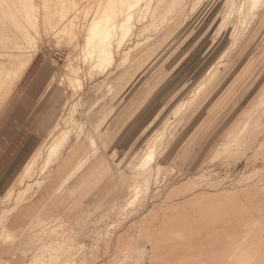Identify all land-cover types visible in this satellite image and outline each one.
I'll return each mask as SVG.
<instances>
[{
    "label": "rangeland",
    "instance_id": "374dc122",
    "mask_svg": "<svg viewBox=\"0 0 264 264\" xmlns=\"http://www.w3.org/2000/svg\"><path fill=\"white\" fill-rule=\"evenodd\" d=\"M162 1L167 2L164 4ZM205 1L208 0H0V34L13 36L7 37L8 40L12 38L10 40L11 43L13 41V45L10 43L12 47L0 46V56H5L7 53L13 54L14 59L12 58L11 61L14 62V65L32 60L9 99H16L17 101L27 94V87L33 79L31 72L35 67L34 65L38 67L43 61H46L53 69L49 80L40 87L38 94L32 97L30 109H26L21 114L22 106L16 102L8 115L2 116L0 119V141L3 140L2 132L7 131L10 126H12L10 128L11 136L7 140V145L15 136L18 138L21 133L24 136V140L17 145L18 150L13 148L7 153L11 155L15 151L16 158L14 159L7 154L5 155V150L0 145V171L2 172L3 169L5 172L3 177L7 179V174H9V177L12 178L20 171L14 181L10 183L7 180L0 182L2 184L0 186V199L12 193L6 200L3 201L2 198V202L0 201V252L2 251L0 255L3 257L0 256L1 264H21V262L27 264L31 261L30 258L35 257L34 255L37 256L35 254L36 249L40 250L41 248L42 254L40 253V255L46 257L52 251L55 254V260H57V257L64 253L65 247L76 240H85L83 243L86 244V250L84 253H79V257L86 254L84 258H87V253H91L90 250L94 248L92 243L100 238L99 235L105 231L108 225L115 223L119 225L120 221H122L121 224L124 222L123 217L120 216V210L117 208L124 211L123 207L125 204L127 206L124 200H127L131 193V187L129 188L127 183L131 181L130 172L133 167H128V165L131 162L136 164L143 152L140 151L141 149L138 150L139 148L138 151L136 150L138 153H133V151L129 153L127 148L120 150V147L123 149L127 136L123 137L120 147L115 140L121 137L122 133L130 127L139 115L145 112L148 107H152L156 101L159 102L154 108L156 113L153 112V115H149L150 117L148 116L147 119V121L149 119L151 121L156 118V114L162 113L161 119L155 125V129L158 131L152 132L147 139L148 141L157 137L154 141V148H158L157 155L155 154L154 157L156 161L153 160L146 164L149 166L143 171H145L144 176L149 180L146 178L141 182L138 181L141 185L144 184L142 186L145 190L138 192V199L131 208L124 207L126 210L124 212L132 211V215L130 219L128 218V222H124L120 230L114 231L115 234L111 239L119 236L128 225L139 219L140 212L138 209L140 207H144L148 212L159 205L160 201L157 200V194L161 193L163 180L175 178L178 181L173 183L186 185L185 188L177 189L186 193L198 186H201L198 189L204 188L217 193H225L224 190L219 191L220 187L217 185V183H221L222 179L223 183L230 186L228 191H232L233 188L231 187H234L236 190L246 188L250 193H256V181L249 179L248 176L252 177L256 171V173L258 172L256 179L262 176L264 178L263 158H259L254 165L248 166V168H244L246 159L242 158L237 170L232 168L230 172H225L222 164L219 163L221 161L218 159L213 164H208L209 166L205 165V167L203 162L206 161L209 153L219 145H221L220 149L222 147L225 149L227 146L226 151L230 150L227 145L228 142H223V138L230 133L232 128L230 126L247 109L251 101L254 100L252 103L258 101L259 92L264 87V6H262L264 1H262L263 4L262 2L259 4L261 9L258 8L253 12L254 16L250 21L246 15L249 0H215L219 4L217 13L218 15L221 14V18L214 24V27L219 30L218 35L222 34L228 42V48L219 62H226L232 53L231 49L234 47H236L233 52L235 56H231V63L229 62L231 68L227 67V73L213 81L209 86V94L213 99L206 101L207 104L200 111H197L200 115L195 120L183 126V119L188 111L192 110L191 107L195 101L194 95L192 98L191 95L197 86L205 80L202 78L195 83V74L199 68H203L208 63L209 58L207 57L212 54V50L208 51V44H211L210 39L215 35L210 33L208 25L196 31L191 28L185 30L183 33H185L186 39L184 40L181 38L179 41L177 34L182 28L183 22ZM130 4L133 5L132 8ZM244 6L247 8L245 9ZM34 17H37L39 34L36 33L35 25H33L35 23ZM246 17L247 22L245 21ZM43 22V26L51 23L47 36L43 35L41 28ZM219 26L220 28H218ZM92 28L94 29V36L98 32L104 33V31L112 29L110 46L114 54V63L101 75L95 74L94 70L92 72L94 51L99 49L97 44L93 43L90 46L87 44ZM125 30H127L126 33ZM97 41L98 38L94 42L97 43ZM172 42H174V46ZM217 42L215 41V43ZM19 44L23 45L20 46ZM168 44L170 45L168 46ZM18 47H22V51ZM88 54L91 56L89 57ZM158 54L160 56L156 62L157 66L145 67L144 73H140L142 77L138 78L140 74L137 75L133 82L131 81L133 84L130 86V92H126V87H128L126 84L129 82L127 81L125 84L126 80L132 79L130 78L132 75L135 76L137 71L142 68L145 60L150 59L151 56L155 58ZM216 54L218 53L213 52V55ZM126 56L128 57L126 58ZM161 61L162 69L158 73L161 72L162 76L154 78L151 73ZM12 69L10 68L9 73ZM232 69L235 70L233 75ZM51 82L50 87L52 88L44 91ZM156 87L158 88L155 90ZM147 89H149V93L146 97L147 99L151 98L142 110L141 106L144 101L139 98ZM176 101L181 102V104L175 108L173 113H168ZM184 104H187L185 108L181 112L177 111ZM229 112L234 113L236 117L230 118ZM104 116H106L107 121L101 127V134L104 132V136L114 137L113 141L105 145L93 129L99 120H103ZM55 121L59 122V128L52 130V135L49 136ZM141 122L142 120L138 121L135 126H140ZM163 127L164 130L161 132ZM179 129H183L180 140L168 150L169 152L164 154L163 158L161 157L162 161L159 160V155L162 154L168 138L172 135L173 137L177 136ZM67 130L70 135L68 139L64 141L62 138L58 139L57 135L65 133ZM259 136L261 137L256 139V149L259 142L264 138V129ZM146 143L143 144L144 148ZM41 144L45 145L42 146ZM50 144L53 145L52 151L49 148ZM37 146L38 148L42 146V158L38 159L34 171H30L31 173L24 177L21 186H18L20 181L18 176L27 170L28 162L30 163L33 159L38 148L30 160L28 157ZM71 150L77 151L78 162L80 160L90 162L87 167L89 172L87 174L85 169L67 184L65 182L67 180H56L53 176L57 168L69 172L72 164L69 166V170L58 166L66 154L69 155L63 161H70L71 163L74 157V152H70ZM48 151L54 155L51 159L59 163L51 167L45 166L44 160ZM160 152L161 154H159ZM4 155L5 159H3ZM8 159H11L10 162ZM229 161L233 163L232 158ZM163 167L166 169L164 170ZM83 174L86 178L82 181L80 189L84 190L78 193L75 204L68 205L66 202H62L57 209H51L48 213L49 216L57 214L58 220L55 221V226L40 229L43 232L44 236L41 235V237L43 236L44 240L40 236H38L40 239L38 237L35 239V236H31V232L29 234L25 232L26 226L29 229L34 226L36 214L46 204H50L60 197L62 200L65 197L69 201L71 199L68 197L69 189L71 190L69 186L74 185ZM240 174L247 177L243 176L238 179ZM65 176L69 177L68 174ZM104 176L106 178L102 181L100 178ZM228 179L231 182H228ZM155 180L158 183L156 186ZM101 181L103 184L97 187V182L100 183ZM145 181L149 185L144 183ZM44 182L46 184L42 186ZM134 185L136 184L134 183ZM19 190L26 192L25 199L19 205L23 210L21 212L18 207L14 211L10 209L15 205L14 201ZM143 192L147 193L143 194ZM26 209L33 214H26ZM4 211L8 216H5L7 214ZM66 215L68 216L66 217ZM115 216H118L119 219L114 220ZM113 220L118 222L112 223ZM19 221L23 222L22 227H19L21 230L13 227V223H19ZM153 227L155 228L154 225ZM45 230L47 236L44 234ZM12 233L13 235L16 234L13 236ZM23 234L31 237L28 236L26 240L23 238L26 237ZM10 237L13 238L12 241L9 240ZM18 237L23 238L24 242L28 241V246L37 244L28 251L30 258L26 257V260L21 256V252L16 250L17 254L12 249L13 254H17L19 258L21 256L23 261L18 260L16 255H8L7 252H12L2 246L3 240L10 244V242L20 240ZM94 253L97 255L98 252ZM98 255L100 254L98 253Z\"/></svg>",
    "mask_w": 264,
    "mask_h": 264
},
{
    "label": "bare ground",
    "instance_id": "6f19581e",
    "mask_svg": "<svg viewBox=\"0 0 264 264\" xmlns=\"http://www.w3.org/2000/svg\"><path fill=\"white\" fill-rule=\"evenodd\" d=\"M249 1L250 3L247 4L248 8L246 6V8L248 9V12L246 11V15H248V20H252L251 18H253L252 16H254L253 12L258 10V8L260 7L259 4L264 0H249ZM162 2L164 3L165 1H162ZM132 4H130L131 8L133 6ZM128 5L129 4L127 3V6ZM128 7L130 8V6ZM122 8H123V5H122ZM245 19L244 20L247 22V17ZM44 27H46L45 30L48 33L51 28V23H47ZM93 28L91 29V34L88 36L87 44L90 46L94 43V44H97V47L99 48L97 51L96 50L94 51V55H93L94 62H92L93 63L92 72L94 70V72H96L95 74L101 75L103 71H106L107 68H110L111 65L114 63V54L110 46L111 44L110 35L112 33V29H108L104 31V33L98 32L97 35L94 36ZM218 28H220V26ZM242 29H243V26H242ZM126 31L127 30H125V33ZM8 36L13 37L12 35H9V34ZM8 36L7 35L4 36L0 34V46H3V45L7 46L5 48L12 47L11 45H13L12 44L13 41L12 43L10 41L12 40V38L8 40L9 39L7 38ZM97 38H98L99 43L98 41L97 43L94 42L97 40ZM19 45L22 46L23 44L22 45L19 44ZM19 49L21 50L22 47H20ZM88 55L89 57L91 56V54H88ZM19 56H23V55H19ZM13 57H14L13 54L11 55L7 53V55L3 56V58H0V111L2 110L7 100L10 98L11 93L13 92L15 86H17V83L20 80V78L23 76L24 72H26L29 66V63H30L28 60L27 61L28 63L25 61L24 63L22 62L18 64L19 66L17 64L14 65L13 64L14 62L12 63L11 61L14 59ZM127 57L128 56H126V58ZM15 58H16V55H15ZM223 66H224V62H219L216 64V66H214L212 71L208 73V75L206 76V79L199 86L196 93L194 94L193 96L194 100H197L200 97V95L204 92V90L212 83V81L215 79L217 74L221 71V68ZM10 68H13V69L9 73ZM257 100L258 101L256 103L254 102L251 105H249L247 109L241 114V116L238 117L237 121L232 126L230 133L223 138V142L224 141L228 142L227 145L230 147L229 148L230 150L228 152L226 151L227 146L226 148L224 146L225 149H223V147L222 149H220L221 145H219L211 153H209V156H207L208 158L206 159V161L203 162L204 167L205 165L209 166L210 164H213L218 159L219 161H221L219 163L222 164L223 166L222 168L225 169V172H230L232 168L234 170H237L239 161L242 158L246 159L244 168H248V166L251 167L252 165L256 163V160H258L259 158L261 159L263 158L262 160H264V138L261 140V142H259L257 149H256V145H257L256 139L262 136V135L259 136V134H261V132L264 129V87L262 88V90H260ZM186 105L187 104H184L181 106L179 110L177 109L176 110L181 112L185 108ZM106 121H107L106 116H104L103 120H99L98 124H96V126L93 128L96 134L98 135V138L101 139L104 145L106 143H109L110 141H113L114 139L110 135L104 136V132L103 134H101V127L106 124ZM58 128H59V122L57 123V125L54 126L52 130L54 131V130H57ZM52 130L49 133V136L50 134L52 135V132H53ZM163 130H164V127L161 129V132H163ZM57 136H58V139L62 138V140L64 141V140H67L68 136L70 135L67 130L65 133H59ZM175 137H173L172 135L171 137L168 138V141L164 145L162 154L161 152L159 153L161 155L158 154L160 156L159 160L162 161L161 157L163 158L164 154L169 152L168 150L172 147L173 142L176 140ZM156 138L157 137L149 139L146 143L145 148L140 147L138 149V150L141 149L140 151L143 152V155L141 156L140 160L136 162V164L131 162L128 165V167L130 166L133 167L130 172L131 179L129 178L131 181L127 183L129 185V188L131 187V193L130 195H128L129 196L128 199L124 200V203H127V206L129 208H131L136 202V200L138 199V192L139 191L141 192V190L144 189V186H142L144 184L142 183L141 185L140 182L141 180L147 178L146 176H144L145 171H143L147 166H149L146 164L150 163L153 160L154 162L156 161L154 158L155 154L157 155L156 151H158L157 147L154 148L155 147L154 141H156ZM19 143L20 142H18V144ZM17 145L14 148L17 147L16 149L18 150ZM44 145L45 144H43L42 146ZM42 146H40L37 149L36 154L33 157V159L30 161V163L28 162L29 165L27 166V170H25L21 175L18 176L20 180L18 183V186H21V184L23 183L22 181H24L25 179L24 177L28 173H31L30 171L32 172L34 171V166L42 154L41 153ZM52 146L53 145L49 147L51 148L50 151L53 150ZM50 151H48L47 157L44 160L45 166L47 167H51L52 165L59 163V162H54L51 159V157L54 155L50 154ZM7 156H10V154L9 155L7 154ZM31 157H28V160H30ZM5 158L6 157L4 156L3 159ZM231 158L233 159V163L229 161V159ZM10 160L11 159H8L9 162ZM61 163L64 165L58 166L60 168H67V165L70 166L72 164L70 170L68 169L70 173L69 172L67 173L69 177H66L65 175L60 176L61 180H67L65 182L68 184L80 172H82L83 169L85 170L89 166L90 162L88 163V162L81 161V160L78 162L77 160L72 163V160H71V163L70 161H67V162L63 161ZM263 167H264V164H263ZM163 169L165 170L166 167L165 168L163 167ZM255 169L257 168L255 167ZM3 173L5 172L2 169V172L0 171V174H1L0 182L6 180L3 177ZM257 173L255 171V174L253 173L254 176L253 175L252 177L248 176L249 179H253L256 181V193L255 194L250 193L246 188H243L241 190H236L234 187H231L233 188V190L228 191L230 189V186H227L228 184L223 183V179L221 180V183H217V182L215 183H217V185L220 187L219 191L224 190L225 193H217V192L210 191L204 188L198 189V187H201V186H198L194 190L187 192V193L180 192L177 188H185L186 185H180V183H173L174 181H178V180H175V178L171 180L170 179L163 180V183L161 184V189H160L161 193L157 194L158 195L157 200L160 201L159 205L155 206L148 212H147V209L145 210L144 207H140L138 209V211L140 212L139 219L131 223L130 225H128L127 228L124 230V232L121 233L119 236L111 239L113 235L115 234V232L120 230V228L123 227L124 222L126 221L128 222V220L130 219L132 215V211L127 210L129 211L128 213L124 212L126 211L124 208V207H127L126 204L123 207L124 211H122V209L117 208V210H120V216L123 217L122 219L124 222L121 224L122 221H120L119 225H116L115 222L117 220L116 221L114 220L120 218L119 214H117L119 218H117L118 216L117 217L115 216L116 218H114V220L112 221V223L114 222L115 224H110L108 226L106 225L107 227L105 231L99 235L100 238L96 239L92 243L94 245L93 246L94 248L90 250L91 253H87L86 251V253L88 254L87 258H84L86 254L83 255V257H79V253L81 252L84 253V250H86V244L83 243V241L85 242V240L83 241L76 240L75 242L68 244L65 247L64 253L62 254V256L57 257V260H55V257H54L55 254L52 253V251L46 257H43L42 255H40L42 251L41 247H40L41 248L40 250L36 249L35 254H37V256L34 255L35 257L30 258L28 255V251L32 250V248H34L37 244L36 245L34 244L33 246L32 245L28 246L29 244L28 241L24 242V239H26L29 236V235L26 236L27 235L26 233H25L26 235L23 234V236L24 235L26 236V237H23L24 239L23 238L21 239L22 236L18 237L20 238V240L10 242V244H8L7 241L5 242L3 240L2 246L3 247L5 246L4 248L10 250V252L13 251L12 249H14V252H16V250L19 253L21 252L20 254H22L21 256L24 257L25 260H26V257H29L31 261L27 264H264V178L261 175L262 177H258V179H256ZM56 176L58 179H60L58 173L55 174L53 178L56 179ZM243 176L247 177L245 175L240 174L238 176L239 177L238 179L242 178ZM138 181L140 182L138 183ZM146 181L144 183H147ZM159 181L160 180H158V182ZM228 182H231L230 179H228ZM134 183L136 185H134ZM45 184L46 183L44 182L42 186H44ZM157 184L158 183L156 181L155 186ZM1 185L2 184L0 183V186ZM148 185L147 187H149ZM144 193H147V192H143V194ZM11 194L12 193L8 194L6 197H2L3 201L6 200ZM25 195H26L25 190L23 191L19 190L18 195L16 196V199L14 201L15 205L14 207L11 206L12 208L10 209L14 211L15 208L18 207V209H20V212L23 211L21 210L22 207L21 206L19 207V205L21 204L22 200L25 199L26 197ZM2 198L0 199L1 202H2ZM60 198L53 200L50 204H46L45 207L43 205L44 208L40 209L39 211L40 213L38 212L36 214V217L34 220L35 224H33L32 222L34 226L30 227L31 229L27 228L28 226H26V231L24 229L23 230L27 232L28 234L31 232V236L33 237L35 236V239H38L39 238L38 236L42 238L44 235L40 229L42 228L46 229V227L53 226L54 223L57 222L56 220H58L57 214L53 216L48 215L50 210L57 209L60 203L68 201L67 198L65 199V197L63 198V200L62 198L60 200ZM76 201H74L73 203L75 204ZM28 213L33 214L30 210L26 209V214ZM5 216H8V214ZM67 216L68 215H66V217ZM22 223L23 222L21 221H19V223L14 222L13 227L16 229L17 228L20 229L19 227L20 226L22 227ZM153 225L155 226V228L153 227ZM9 227H11L10 224H9ZM6 228L8 227L6 226ZM6 228L5 230H7ZM13 233L11 235H13ZM44 234L45 236H47L46 230L44 231ZM41 235L43 236L41 237ZM69 237H72V235H69ZM150 237L152 239H149ZM12 239L10 237L9 240L12 241ZM45 239H47V237ZM93 251L98 252L100 255H98V253L96 255ZM0 253H2V251ZM7 253L8 255L13 254V252L12 253L7 252ZM17 254H13V255L17 256ZM21 256L20 258L17 256L18 260L21 259ZM80 256L82 255L80 254ZM1 258L3 257L1 256ZM29 258H28V261H29ZM22 259L20 261H23Z\"/></svg>",
    "mask_w": 264,
    "mask_h": 264
},
{
    "label": "crops",
    "instance_id": "0c3cea01",
    "mask_svg": "<svg viewBox=\"0 0 264 264\" xmlns=\"http://www.w3.org/2000/svg\"><path fill=\"white\" fill-rule=\"evenodd\" d=\"M219 10V4L215 1V0H208V1H205L204 3H202L189 17L187 20H185V22H183L182 24V28H180L178 34H177V38H179V41L181 40H184L186 39V35L185 33H183L185 30H188L189 28L193 29L194 31H196L197 29H201L202 27H204L205 25H208L209 26V31L211 34L215 35L214 37H211V44H208V51L209 50H212V54H210L207 58H209V60L207 61L208 63H206V65L203 66V68H199L195 74V79H194V82L197 83V81L199 79H206V76L208 75V73L213 69V67L219 62L221 56L226 52L227 48H228V42L226 41L225 38H223V35H218V29H216L217 27H214V24L219 20V18H221V14L218 15L217 11ZM37 17H34V24L35 25V29H36V33L39 34V24L37 23V20H36ZM51 21V19H48ZM47 21V20H46ZM251 21V20H250ZM44 25V22L42 23V26L41 28L43 29V35L47 36L48 33L47 31L45 30V27L43 26ZM215 33V34H214ZM172 37V36H171ZM215 41H218L217 43H215ZM171 44V43H170ZM168 44V46L170 45ZM172 45L174 46V42H172ZM167 47V46H166ZM207 50V49H206ZM205 50V52L208 54V52ZM232 53L229 55L228 59L226 62H224V66L222 68V70L217 74V76L215 77V80L221 78V76H223L224 74L227 73V67L231 64H229V62L231 61V56L234 55V51L236 50V47L232 48ZM213 52L215 53H218L216 55H213ZM153 56V54H152ZM152 56L150 57V59H147L145 60L144 64L141 66L142 68H140L137 73L135 74V76L133 77L130 76V78L132 79H128L126 80L125 84L127 83V81H129L126 85L128 87H126V92H130V86L133 84V79L135 77H137V75H139L141 72H143V69L147 66H157L156 62L157 60L159 59V54L155 57V58H152ZM217 56V57H216ZM235 56V55H234ZM216 57V58H215ZM233 59V58H232ZM217 60V61H216ZM32 61V60H31ZM30 61V62H31ZM165 62V61H164ZM162 61L160 63H158V67L156 69H153L154 71L151 73V75H153L154 78H160L162 76L161 72L158 73V71H160V69H162ZM231 63V62H230ZM30 64V63H29ZM165 65V64H164ZM163 65V66H164ZM35 66V67H34ZM33 69H32V76L33 79L31 80L30 84L28 85L27 87V94L20 98V100L18 99L16 101V99H8L7 102L4 104L5 106H3L2 110L0 111V119L2 116H5V115H8V113L10 112L11 108L13 107L14 103L18 102L21 106H22V110H20L21 114L24 113V111L26 109H30V106H31V99L32 97L36 96L40 90V87L46 82L49 80V78L51 77V74L53 72V69L51 68L50 64H48L46 61H43L40 65H38V67H36V65H34ZM228 67L229 69L231 67ZM29 67V66H28ZM156 70V71H155ZM27 71V70H26ZM235 72V70L232 69V75L233 73ZM25 73V72H24ZM144 73V72H143ZM24 75V74H23ZM142 77V75L140 74V76L138 78ZM137 79V78H136ZM132 81V82H131ZM135 81V80H134ZM204 81V80H203ZM212 81V82H213ZM202 84V83H201ZM199 84L197 86V88L193 91L192 95H191V98L192 96L196 93L197 89L199 88V86L201 85ZM52 85V82L49 83V86L46 87V89L44 91H47V90H50L52 87H50ZM211 85V84H210ZM209 85V86H210ZM209 86L204 90V92L201 94V96L194 101L193 105H192V110L188 111V114L186 115V117L183 119V126L187 125L188 123H190L191 121L195 120L197 118V116L200 115V113H197V111H200L204 106L205 104H207L208 101L212 100V96L209 94ZM153 87V86H152ZM164 87V86H163ZM21 86L19 87V90H20ZM158 87L155 88V90L157 89ZM130 89V90H129ZM152 89V88H151ZM155 90L153 91V93L155 92ZM19 92V91H18ZM149 93V89H147L144 93L141 94V97L139 98L141 101H144L143 105L141 106V109L143 110L144 106H146L148 103H149V99L151 98H148L146 97V95ZM152 93V94H153ZM208 94V95H207ZM239 98V97H238ZM233 99H237V98H233ZM256 99V98H255ZM185 101V100H184ZM207 101V102H206ZM254 100L251 101V103L253 102ZM183 102V101H182ZM159 102L156 101V103L152 106V107H148V109L143 112L141 115H139V117L130 125V127L122 133L121 137H119L118 139H116V143L118 144V146L120 147L121 143L123 142V137H126V142L123 146V149L120 147V150H124V149H128L127 151H129V153H131L133 151V153L136 152V150L140 147H143V144L146 143L147 139H148V136L152 133V132H155V131H158L155 129V125L157 124L158 120L161 119V115L162 113H158V114H154L156 118H153L151 121L149 119V121H147L148 119V116L149 115H153V112L156 113L155 111V106L158 104ZM250 103V104H251ZM181 104V102H177L174 103V105L172 106V109H170L169 112L173 113V111L175 110L176 107H178L179 105ZM249 104V105H250ZM45 105V104H44ZM43 106V105H42ZM218 107H220V105L217 104ZM149 110V111H148ZM148 111V112H147ZM152 113V114H151ZM165 114V113H164ZM230 114V118H234L236 117L234 113L232 112H229ZM204 115V114H203ZM146 116V117H145ZM229 116V115H228ZM241 116V115H239ZM150 117V116H149ZM238 118H236L234 120V122L232 123V125L237 121ZM142 120L141 122V125L136 127V123L138 121ZM58 121H55V123L53 124L52 126V129L54 128V126L56 125ZM147 122V124H146ZM150 125H152V127H150ZM232 125L230 127H232ZM10 128H12V126L9 127V129L4 132H2V139L0 141V145L2 146V148L5 150V155L12 149L14 148L18 142L21 143V141L24 140V136H23V133H21L18 138H16V136L13 138V140L11 142H9V145H7L8 143V139L10 138ZM149 128V130H148ZM51 129V130H52ZM184 129V128H183ZM182 129V130H183ZM229 129V128H228ZM182 130H178V133H177V136H176V140L173 142L172 144V147L177 143V141L180 140V137L182 136ZM227 132V131H226ZM49 135V134H48ZM16 138V139H15ZM114 138V137H113ZM44 140V139H43ZM125 140V139H124ZM219 143V142H218ZM171 147V148H172ZM17 148V147H16ZM38 148V146L33 150V152L30 154L29 157H31L33 155V153L36 151V149ZM70 152H74V157L72 158V162L76 161L77 158H78V153L77 151L75 150H71ZM207 153V152H206ZM26 154V153H24ZM4 155V156H5ZM67 155L69 154H66L65 157L62 158V160L60 161L59 163V166L60 165H64L62 164L61 162L63 161V159H65L67 157ZM12 157V159L16 158V154L15 152L12 153L10 155V158ZM4 158V157H3ZM15 164V162H14ZM69 166L67 165V168L66 170H68ZM84 171V169L82 170V172ZM56 172L59 174V178L60 176H64L65 174H67L68 172L64 170H56ZM56 172H54L55 174H57ZM89 172V169L86 168V173ZM20 173V171H19ZM17 173V174H19ZM81 173V172H80ZM79 173V174H80ZM16 174V175H17ZM78 174V175H79ZM88 174V173H87ZM16 175L13 176L12 178L9 177V174H7V181L10 183L11 181H14L16 179ZM77 175V176H78ZM76 176V177H77ZM75 177V178H76ZM74 178V179H75ZM85 175L83 174L82 177H80V179L74 184L72 185L71 187L69 186V188H71V190L69 189V192H68V197H71V199L66 202L68 205L69 204H72L76 199H77V195L78 193L84 189H80L81 187V184L83 183L82 181L85 179ZM106 178V176H104L102 178V181H104ZM55 179V178H54ZM73 179V180H74ZM110 179V178H109ZM108 179V180H109ZM56 180H59L58 178H56ZM61 180V178H60ZM72 180V181H73ZM71 181V182H72ZM102 181L100 183L97 182V187L98 185L100 184H103ZM107 182V181H105ZM104 182V183H105ZM10 185V184H9ZM8 185V186H9ZM81 191V192H82ZM77 204V203H76ZM67 205V206H68ZM113 207H115V205L113 204Z\"/></svg>",
    "mask_w": 264,
    "mask_h": 264
}]
</instances>
